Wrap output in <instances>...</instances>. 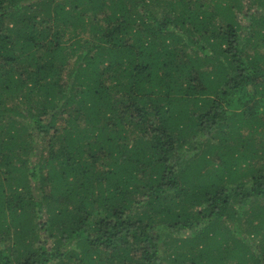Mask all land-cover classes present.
Listing matches in <instances>:
<instances>
[{
	"label": "trees",
	"instance_id": "obj_1",
	"mask_svg": "<svg viewBox=\"0 0 264 264\" xmlns=\"http://www.w3.org/2000/svg\"><path fill=\"white\" fill-rule=\"evenodd\" d=\"M0 264H264V0H0Z\"/></svg>",
	"mask_w": 264,
	"mask_h": 264
},
{
	"label": "rangeland",
	"instance_id": "obj_2",
	"mask_svg": "<svg viewBox=\"0 0 264 264\" xmlns=\"http://www.w3.org/2000/svg\"><path fill=\"white\" fill-rule=\"evenodd\" d=\"M247 226H248V225H247ZM247 226L244 224V225H243L244 229H245ZM160 229H161L160 234H161V236H162L163 241H164V239H170L169 237L166 236V234L168 233V230H165V229H162V228H160Z\"/></svg>",
	"mask_w": 264,
	"mask_h": 264
}]
</instances>
